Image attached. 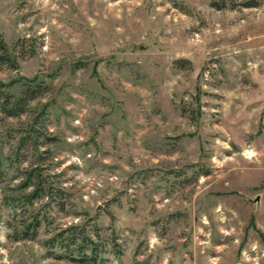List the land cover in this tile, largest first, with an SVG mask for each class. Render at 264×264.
Wrapping results in <instances>:
<instances>
[{
	"label": "rangeland",
	"instance_id": "rangeland-1",
	"mask_svg": "<svg viewBox=\"0 0 264 264\" xmlns=\"http://www.w3.org/2000/svg\"><path fill=\"white\" fill-rule=\"evenodd\" d=\"M212 1L0 0V264H264V0Z\"/></svg>",
	"mask_w": 264,
	"mask_h": 264
},
{
	"label": "trees",
	"instance_id": "trees-1",
	"mask_svg": "<svg viewBox=\"0 0 264 264\" xmlns=\"http://www.w3.org/2000/svg\"><path fill=\"white\" fill-rule=\"evenodd\" d=\"M224 0H213V5L219 7L223 4ZM257 0H242L241 4L244 6L256 5ZM29 91L34 90L35 88H27ZM30 94V93H29ZM28 94V95H29ZM27 96V95H26ZM23 95L18 96L13 102L8 104V101L1 103V108L8 114H13L17 112V107L19 106V101ZM32 175L28 177L31 179ZM30 182H26L28 184ZM30 185H33L32 190L22 196V202H28L31 197L35 196H46L49 199L57 201L61 204L60 198L62 195V190L60 188H55L51 185L46 178L37 177L34 182H31ZM40 223L38 216H31L28 221H20L17 224H9L10 232L8 236L13 240L24 239V238H34L37 235V227ZM76 226H68L62 231H57L52 234L50 237L42 240V244L46 247L49 254L54 256H66L71 260H78L81 262H97L102 260V256H99L98 243L95 242L89 233L83 229V227L76 229Z\"/></svg>",
	"mask_w": 264,
	"mask_h": 264
}]
</instances>
